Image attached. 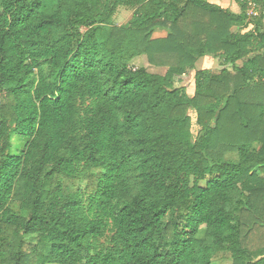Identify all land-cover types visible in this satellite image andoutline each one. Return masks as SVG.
I'll return each mask as SVG.
<instances>
[{"label": "trees", "instance_id": "1", "mask_svg": "<svg viewBox=\"0 0 264 264\" xmlns=\"http://www.w3.org/2000/svg\"><path fill=\"white\" fill-rule=\"evenodd\" d=\"M236 1L0 0V264H264V13Z\"/></svg>", "mask_w": 264, "mask_h": 264}, {"label": "rangeland", "instance_id": "2", "mask_svg": "<svg viewBox=\"0 0 264 264\" xmlns=\"http://www.w3.org/2000/svg\"><path fill=\"white\" fill-rule=\"evenodd\" d=\"M211 3L220 5L221 7H227L230 11L233 13H241L240 6H238L236 0H208ZM233 4V5H232ZM231 6L234 7L232 10ZM262 8L264 11V2L262 3ZM135 9L129 8V7H120L115 18H114V25L117 27H127L131 21L133 20L134 14H135ZM264 24V20H263ZM239 29H235L237 32ZM262 31H264V26L262 27ZM167 36V33L164 31H157L154 35V38H165ZM133 64L136 67H144L147 69L149 73L156 74V75H161L164 76L167 72V68L163 66H155L152 65L146 56L139 57L134 60ZM239 66L242 65L241 62L238 63ZM196 69L197 70H208L211 74L213 75H220L224 69L228 70L232 75L235 74L233 71L232 66L225 65L223 60L221 58L213 57V56H207L202 58L201 60L198 61L196 64ZM195 73H190L188 75H185L184 77L181 78L180 81H177L176 87H184L187 91L188 97H193L195 93ZM189 115L192 120V133L194 137L197 139L198 137L201 136V128L197 125V114L195 111H190ZM22 142L18 141L17 139L14 142L13 148L10 150L11 153L15 154L18 153L21 148H22ZM227 159L231 160L233 162H237L238 158L235 153H229L227 154ZM36 242V240H34ZM218 261L215 262V264H232V261L230 260H221L217 259Z\"/></svg>", "mask_w": 264, "mask_h": 264}, {"label": "built area", "instance_id": "3", "mask_svg": "<svg viewBox=\"0 0 264 264\" xmlns=\"http://www.w3.org/2000/svg\"><path fill=\"white\" fill-rule=\"evenodd\" d=\"M239 2L247 7V14L251 19L258 18L264 13L262 8L264 0H239Z\"/></svg>", "mask_w": 264, "mask_h": 264}, {"label": "crops", "instance_id": "4", "mask_svg": "<svg viewBox=\"0 0 264 264\" xmlns=\"http://www.w3.org/2000/svg\"><path fill=\"white\" fill-rule=\"evenodd\" d=\"M237 4H238V2H237ZM217 5V4H216ZM233 5V4H232ZM220 6V5H219ZM238 6H239V4H238ZM222 8H225V9H227V7H222ZM231 8H232V10L234 9V7L233 6H231ZM235 10V9H234Z\"/></svg>", "mask_w": 264, "mask_h": 264}]
</instances>
